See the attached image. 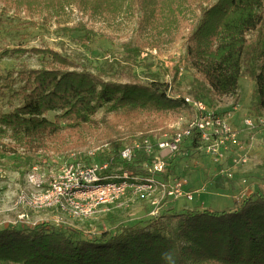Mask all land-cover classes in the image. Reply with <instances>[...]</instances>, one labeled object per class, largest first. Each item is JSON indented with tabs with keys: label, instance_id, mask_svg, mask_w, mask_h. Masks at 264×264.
I'll return each instance as SVG.
<instances>
[{
	"label": "trees",
	"instance_id": "trees-1",
	"mask_svg": "<svg viewBox=\"0 0 264 264\" xmlns=\"http://www.w3.org/2000/svg\"><path fill=\"white\" fill-rule=\"evenodd\" d=\"M85 1L95 10L108 0ZM131 1L146 13L141 26H152L161 5L168 37L192 28L185 64L194 76L187 97L211 106L236 98L247 73L254 82L251 115L262 117L264 0H218L209 8H203L208 0ZM194 6L202 11L198 24ZM150 41L128 49L140 56L156 47ZM17 50L0 48V57L21 56L23 49ZM30 51L43 55L45 66L21 65L0 75V98L10 105L0 110V156L21 150L30 162L54 154L80 157L95 144L96 161L109 166L105 175H145L144 165L156 154L149 155L144 142L157 152V142L175 132L169 123L193 114L184 94L170 95L169 83H142L125 73L122 81H105L52 49ZM185 143L200 147L198 136ZM136 144L141 149L132 162L123 160L122 151ZM0 264H264V197L246 198L233 211L170 209L99 238L50 223L0 228Z\"/></svg>",
	"mask_w": 264,
	"mask_h": 264
},
{
	"label": "rangeland",
	"instance_id": "rangeland-1",
	"mask_svg": "<svg viewBox=\"0 0 264 264\" xmlns=\"http://www.w3.org/2000/svg\"><path fill=\"white\" fill-rule=\"evenodd\" d=\"M217 1L208 0L203 8H209ZM90 6L91 3L85 0H0V48L19 49L17 53L23 49L21 56L0 57V75L21 65L40 69L45 66L43 55L30 50L52 49L73 60L79 70L92 72L105 81H122L125 73L142 83H169L171 96H188L194 76V71L185 64L191 27L177 30L168 37L161 5L156 8L160 15L155 18L158 22L154 20L152 26L145 27L144 22L142 26L140 22L146 13L131 0H108L95 10ZM192 10L198 17V24L202 11L197 6ZM183 12L189 11L185 7ZM87 32H90L89 36L85 35ZM249 38L253 40L254 34ZM150 39L156 47L145 48L140 56H135L136 50L131 49L151 42ZM253 92L254 82L244 73L236 98H223L209 105L229 118L239 134V147L224 153L220 162H215L202 150L183 147L172 158L164 178L186 182L184 190L192 193L194 199L191 202L165 200L161 203V213L170 209L233 211L246 198L264 197V128L249 130L243 123L247 118H254L250 111ZM0 110H10L7 99L0 98ZM53 116L50 114L49 118ZM101 116L100 113L98 117ZM262 117L264 119V114ZM175 124L169 123L172 128ZM98 149L92 144L79 152L82 153L79 158L84 159L88 151L98 152ZM243 155L247 156V163L235 165L234 161ZM71 158L67 154H54L30 162L21 150L0 156V228L50 223L99 238L104 233L114 235L123 228L153 220L150 212L156 194L148 198L128 194L121 201L101 206L88 218L75 215L77 213L66 201L62 206L37 208L31 197L39 190V184L46 188L51 176L74 159ZM86 162L98 164L94 159ZM223 170H230L233 178H227ZM32 174L36 176V184L31 183ZM114 174L119 173L115 171Z\"/></svg>",
	"mask_w": 264,
	"mask_h": 264
},
{
	"label": "built area",
	"instance_id": "built-area-1",
	"mask_svg": "<svg viewBox=\"0 0 264 264\" xmlns=\"http://www.w3.org/2000/svg\"><path fill=\"white\" fill-rule=\"evenodd\" d=\"M186 102L192 107L193 114L179 118L173 126L175 132L157 142V152L149 141L144 142V150L149 155L156 154V161L152 165H144L145 175L131 173L105 175L104 172L109 168L108 163L86 162V160H97V151L90 150L84 159L73 156L74 159L71 158L72 160L67 162L62 170L51 176L46 188L40 187V183L39 190L32 195L31 201L37 208L51 207L56 204L62 206L66 201L68 202L66 204L71 205L77 213L75 215L85 218L92 217L101 206L121 201L128 194L137 198H148L156 194L157 198L153 201L154 207L150 212L152 217H157L161 213V203L165 200L193 201L192 193L184 190L186 182L165 179L172 158L182 150L183 146L188 145L185 143L187 140L198 136L200 141L198 150L211 156L215 162H220L223 155L239 147L240 139L228 117L220 115L204 101L186 97ZM243 123L249 130L264 128L263 117L247 118ZM140 149L141 144L126 148L122 151L121 158L132 162ZM234 163L239 166L245 165L247 156L243 155ZM223 171L227 178H233L230 170ZM30 180L33 184L37 182L34 174L30 176Z\"/></svg>",
	"mask_w": 264,
	"mask_h": 264
},
{
	"label": "crops",
	"instance_id": "crops-1",
	"mask_svg": "<svg viewBox=\"0 0 264 264\" xmlns=\"http://www.w3.org/2000/svg\"><path fill=\"white\" fill-rule=\"evenodd\" d=\"M236 149H237V148H236ZM236 149H235V150H236Z\"/></svg>",
	"mask_w": 264,
	"mask_h": 264
}]
</instances>
